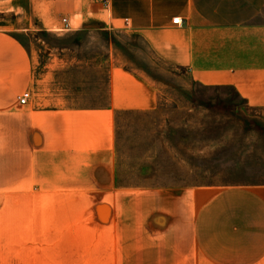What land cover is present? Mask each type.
I'll list each match as a JSON object with an SVG mask.
<instances>
[{
	"label": "crops",
	"instance_id": "crops-1",
	"mask_svg": "<svg viewBox=\"0 0 264 264\" xmlns=\"http://www.w3.org/2000/svg\"><path fill=\"white\" fill-rule=\"evenodd\" d=\"M0 9L21 13L13 22L0 20V187H17L25 200L41 196L35 190L46 165L56 172L46 183L57 187L52 200L95 199L96 224L89 229L98 241L83 249L96 250L97 264H264V183L116 181L118 116L154 110L157 88L142 71L122 65L111 39L104 95L93 102L69 96L55 81L32 97L39 89L33 60L16 35L57 30L52 26L62 18L74 30H124L193 81L229 86L249 107L264 109V0H0ZM25 13L33 23L21 22ZM27 90V104H18ZM74 171H93L95 180Z\"/></svg>",
	"mask_w": 264,
	"mask_h": 264
},
{
	"label": "rangeland",
	"instance_id": "rangeland-1",
	"mask_svg": "<svg viewBox=\"0 0 264 264\" xmlns=\"http://www.w3.org/2000/svg\"><path fill=\"white\" fill-rule=\"evenodd\" d=\"M19 14L0 9V20L13 22ZM25 14L23 24L31 20ZM70 27L73 30L17 32L33 60L39 89L32 90V97L55 81L69 96L101 99L103 57L110 39L122 65L142 71L157 88L154 110L118 116V183L134 187L264 183L263 108L249 107L229 86L193 81L185 68L157 59L135 34ZM58 66L62 68L46 74L49 67ZM55 174L43 165L42 185L35 190L42 194L27 200L17 187H0V264H97L96 250L83 249L98 241L96 230L89 229L96 224L95 199L55 202L50 194L57 187L46 184ZM95 176L93 171H74V177Z\"/></svg>",
	"mask_w": 264,
	"mask_h": 264
},
{
	"label": "built area",
	"instance_id": "built-area-1",
	"mask_svg": "<svg viewBox=\"0 0 264 264\" xmlns=\"http://www.w3.org/2000/svg\"><path fill=\"white\" fill-rule=\"evenodd\" d=\"M104 6H105V7L108 6V4H107L106 1H104ZM173 21H174V23H177V24H180V23L182 22L181 18H179V17H175V18L173 19ZM125 23H126V24L128 23V22H127V19H125ZM57 30H60V31H68V30H71V27H70V25H69V23H68V21H67L66 18H62V24H61L60 27L57 28ZM30 95H31V93H30V91H28V90L22 92L21 94H19V95L17 96V102H18V104H20V105H25V104H27V102H28V100H29V98H30Z\"/></svg>",
	"mask_w": 264,
	"mask_h": 264
}]
</instances>
